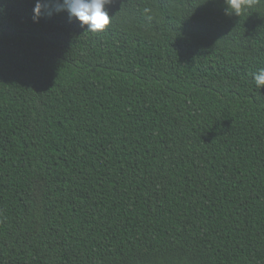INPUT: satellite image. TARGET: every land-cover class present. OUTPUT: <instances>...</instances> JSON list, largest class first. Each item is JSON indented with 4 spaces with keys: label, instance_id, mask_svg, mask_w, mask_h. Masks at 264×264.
Wrapping results in <instances>:
<instances>
[{
    "label": "trees",
    "instance_id": "obj_1",
    "mask_svg": "<svg viewBox=\"0 0 264 264\" xmlns=\"http://www.w3.org/2000/svg\"><path fill=\"white\" fill-rule=\"evenodd\" d=\"M36 2L0 0V264H264V0Z\"/></svg>",
    "mask_w": 264,
    "mask_h": 264
},
{
    "label": "clouds",
    "instance_id": "obj_2",
    "mask_svg": "<svg viewBox=\"0 0 264 264\" xmlns=\"http://www.w3.org/2000/svg\"><path fill=\"white\" fill-rule=\"evenodd\" d=\"M113 0H37L34 12V21L45 13L52 15L67 11L70 19H77L81 26H87V31L102 32L112 23V17L109 14L108 6ZM224 14L226 16L237 15L251 8L257 3V0H224ZM254 80L258 88H264V68L259 69L254 74Z\"/></svg>",
    "mask_w": 264,
    "mask_h": 264
}]
</instances>
